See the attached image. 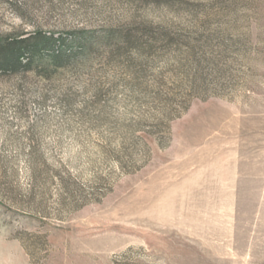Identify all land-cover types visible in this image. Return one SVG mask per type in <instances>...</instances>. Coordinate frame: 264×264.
I'll use <instances>...</instances> for the list:
<instances>
[{
	"label": "rangeland",
	"instance_id": "374dc122",
	"mask_svg": "<svg viewBox=\"0 0 264 264\" xmlns=\"http://www.w3.org/2000/svg\"><path fill=\"white\" fill-rule=\"evenodd\" d=\"M6 36L0 264H264V0H0Z\"/></svg>",
	"mask_w": 264,
	"mask_h": 264
},
{
	"label": "trees",
	"instance_id": "16d2710c",
	"mask_svg": "<svg viewBox=\"0 0 264 264\" xmlns=\"http://www.w3.org/2000/svg\"><path fill=\"white\" fill-rule=\"evenodd\" d=\"M117 35V37H116ZM108 38L107 40L104 39L106 41V45H110L111 48L109 50H111L113 52H119L122 49H128L130 48V46L133 45V41L129 38L128 33L126 32H119L116 33L114 31L112 32H108ZM84 40H80L78 41V48H76V50L70 49L68 51H60V50H51V52L49 53L50 56H48V59H46V61L42 62L41 59V68L44 70V72L46 74H48L49 69L48 67L50 65H54L55 68H59L62 66H65L66 63L71 62L72 58L75 59V56L81 55V58H85L87 57L88 54L91 53L92 51V42L89 38L84 37ZM28 39L26 38H15V37H0V73H19V72H27L30 67L31 64L33 62V58L36 57V55L34 54V56H32L30 59L28 58L27 60H25V48L22 45L23 42H26ZM35 43L28 47H30L31 49L37 50L38 45L42 46H49L51 43H53V37L51 36H46V35H42L36 37L35 39ZM122 45L124 47H122ZM41 48V49H42ZM113 49V50H112ZM88 59V58H87ZM186 108V107H185ZM36 153V149L34 148H30L28 153H27V157L32 158L33 156H35L34 154ZM37 170L32 166L29 167V174L30 176L33 178V180L35 179ZM31 178V179H32Z\"/></svg>",
	"mask_w": 264,
	"mask_h": 264
}]
</instances>
